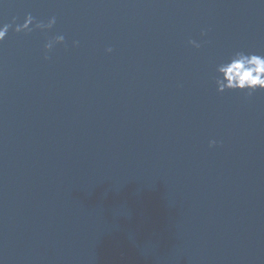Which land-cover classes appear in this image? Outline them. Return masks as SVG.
<instances>
[{
  "label": "water",
  "instance_id": "obj_1",
  "mask_svg": "<svg viewBox=\"0 0 264 264\" xmlns=\"http://www.w3.org/2000/svg\"><path fill=\"white\" fill-rule=\"evenodd\" d=\"M5 24L0 264H264V90L214 83L264 55V0H0Z\"/></svg>",
  "mask_w": 264,
  "mask_h": 264
},
{
  "label": "clouds",
  "instance_id": "obj_2",
  "mask_svg": "<svg viewBox=\"0 0 264 264\" xmlns=\"http://www.w3.org/2000/svg\"><path fill=\"white\" fill-rule=\"evenodd\" d=\"M33 23V18L28 15L24 18L23 24L17 26L14 31L21 32L24 30L31 31L28 27ZM55 23V17H52L45 23H37L34 25L36 29H48ZM10 25L5 24L0 27V41L5 38V35ZM201 35H204L202 32ZM64 37L58 36L57 41L63 42ZM77 42L73 43L76 46ZM188 43L195 48H199L200 43L189 40ZM52 48L51 43L44 45V50L47 52ZM110 52L111 48L106 49ZM47 59V56L44 57ZM214 83L217 92H224L225 90L246 91L247 95H251L253 91L260 89L264 90V55H257L252 53H244L242 51L235 52L227 61L221 62L215 68ZM215 141H210L211 147Z\"/></svg>",
  "mask_w": 264,
  "mask_h": 264
}]
</instances>
